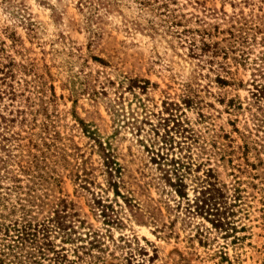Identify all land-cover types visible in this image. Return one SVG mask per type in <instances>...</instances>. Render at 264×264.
<instances>
[{"label":"rangeland","instance_id":"obj_1","mask_svg":"<svg viewBox=\"0 0 264 264\" xmlns=\"http://www.w3.org/2000/svg\"><path fill=\"white\" fill-rule=\"evenodd\" d=\"M15 1L28 9L35 34H27L0 6L4 49L16 63H31L37 73L45 64L56 76L55 94L62 97L48 105V112L54 114L59 133L70 135L85 159L88 191L78 189L67 175L75 170L78 158L68 157L67 165L55 166L62 177V193L73 202L68 213L74 220V242L63 244L66 260L60 264H264V112L258 128L249 92L254 91L252 84L264 79L256 70L264 68V0H148L150 5L144 6L146 18L152 8L159 18L174 16L179 30L204 33L206 42L217 48L216 65L230 73H222L232 77L230 85L218 87L203 77L197 78L199 85L193 83L201 119L199 110L180 103L182 81L195 75L186 44L173 40L168 46L162 37L144 32L127 35L119 28V17H102L104 33L91 51L104 60L99 64L87 57L84 34L76 30L75 0H50L62 13L58 28L37 1ZM137 10L130 4L122 9V17L133 18ZM59 31L81 47L82 59L72 61L71 67L64 62L65 54L50 52L51 45L61 47L54 42ZM154 52L162 56L158 64L152 63ZM74 73L94 94L78 95L72 103L60 83ZM122 76L148 83L143 91L128 90ZM209 77L213 79V74ZM229 99L234 106L225 105ZM164 101L180 108L172 112L189 129L184 137L170 130L169 148L160 142L163 130L158 124V116H166L161 114ZM71 113L87 125L85 131ZM170 158H179L188 167L182 178L183 198L170 187L173 175L164 164ZM206 169L232 205L228 219L233 231L214 228L212 216L192 204L196 177L203 178ZM42 192L46 198L38 217L48 213L57 195L55 190Z\"/></svg>","mask_w":264,"mask_h":264},{"label":"trees","instance_id":"obj_2","mask_svg":"<svg viewBox=\"0 0 264 264\" xmlns=\"http://www.w3.org/2000/svg\"><path fill=\"white\" fill-rule=\"evenodd\" d=\"M35 1L49 10V19L53 26L58 28L62 22V13L57 10V6L50 0ZM130 4L138 9L137 15L133 18L122 17V9ZM149 5L148 0H75L74 7L79 16L76 30L84 34L87 57L104 64V60L91 55V51L100 44L104 33L100 23L102 17L107 16L119 17V28L127 35L144 32L152 37L156 35L162 37L168 46L172 45L173 40L179 46L186 44V55L194 60L191 64L195 67L192 70L195 73L192 77L195 81L192 82L193 79L190 78L182 81L180 103L185 108L199 110L197 114L201 119L199 103L194 99L197 97V90L193 88V83L199 85L196 80L203 77L208 78V82H214L218 87H222L233 84V79L226 76L230 73L223 66L216 65L217 48L215 44L206 42L204 33L200 34L197 30L192 31L189 28L179 30L174 16L169 14L159 18L157 15L160 13H152V8L149 9L150 17L146 18L143 8ZM0 6L2 11L24 26L27 34L29 32L32 33L31 36L35 34L33 31L36 24L22 3L12 0L11 4L10 0H0ZM55 36L54 42H58L61 47L51 45L50 52L65 54L66 59L62 60L70 67L73 65L72 61L76 63V59H82L80 46L60 31ZM166 36H169V39ZM10 40L14 42L12 37ZM158 42L160 44L162 41ZM153 56L152 63L158 64L162 58L161 54L154 52ZM51 58L52 56L50 60ZM201 69L207 72L202 75ZM256 70L258 76H264L263 67ZM40 71L37 73L31 63L28 65L16 63L6 52L4 41L0 39V264H60L66 260L64 251L67 249L63 248V244L74 242L72 237L74 220H71L73 213H68V210H72L73 202L67 199V194L62 193V177L56 172L55 166L67 165L68 157L78 158L79 163L75 170L67 175L72 178L78 189L88 191L83 166L85 159L70 135L59 133L53 120L54 114L48 112V105L55 104L56 99L62 97L55 94L53 82L56 76L51 75L49 67L45 64ZM210 73L213 74V79H210ZM67 76L65 81L60 83V88L68 91V98L72 103L78 95L94 94V91L81 82L80 75L74 73ZM122 78L126 81L128 90L136 87L143 91L148 83L146 79L139 77ZM251 82H255V79ZM252 88L254 91L249 92L252 105L256 109L252 116L255 121L260 122L256 124L259 128L263 126L259 115L264 112L261 109V106H264V79L252 84ZM136 102L141 104L138 99ZM225 105L234 106L231 99L227 100ZM237 108H240L239 103ZM179 109L175 103L162 102L161 114L164 113L166 116H158V124L161 123L163 130L160 142L168 145V148L173 142L169 135L170 130H173L174 134H179V137H184L183 133L189 131L172 112ZM71 117L80 130H86L87 125L82 119L74 113H71ZM169 123L171 126L166 129ZM96 144L100 148L101 142L97 141ZM165 160L164 164L170 167V173L173 175L170 187L177 197L183 198L186 194L182 178L184 169L188 167L184 166L179 158ZM108 165L105 166L110 168ZM204 172L203 178L196 177L197 195L194 196L192 204L199 212L212 216L209 221L214 228L233 231L232 221L229 220L232 205L226 202L211 170L206 169ZM43 190H55L57 195L54 196L48 213L38 217L45 204L46 193L42 192ZM56 238L58 244L54 243Z\"/></svg>","mask_w":264,"mask_h":264}]
</instances>
